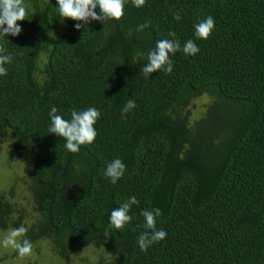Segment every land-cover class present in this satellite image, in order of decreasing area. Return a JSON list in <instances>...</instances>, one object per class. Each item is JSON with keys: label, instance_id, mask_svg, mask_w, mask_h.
Wrapping results in <instances>:
<instances>
[{"label": "trees", "instance_id": "1", "mask_svg": "<svg viewBox=\"0 0 264 264\" xmlns=\"http://www.w3.org/2000/svg\"><path fill=\"white\" fill-rule=\"evenodd\" d=\"M24 6L21 34L0 36L13 57L0 76V149L11 138L28 156L41 218L28 223L12 192L0 190V228L23 224V238H45L68 264L88 245L109 256L90 264H264V0H146L140 8L127 0L120 20L81 30L82 22H62L57 0ZM209 15L210 37L196 38L194 26ZM169 31L181 44L170 54L172 73L144 77L148 52L172 39ZM189 39L200 49L194 56L182 50ZM199 93L234 104L233 114L213 109L189 126L181 106ZM129 99L136 107L122 115ZM52 107L67 120L73 109L97 108L94 143L68 151L48 132ZM116 158L126 171L112 184L104 173ZM132 196L131 223L110 228L111 211ZM152 208L167 236L144 252L141 212Z\"/></svg>", "mask_w": 264, "mask_h": 264}, {"label": "clouds", "instance_id": "2", "mask_svg": "<svg viewBox=\"0 0 264 264\" xmlns=\"http://www.w3.org/2000/svg\"><path fill=\"white\" fill-rule=\"evenodd\" d=\"M127 0H57L59 16L64 19H72L82 23L75 24L76 30H81L91 21L105 22L108 20H120L124 16V6ZM132 4L140 8L145 5L146 0H131ZM99 8V14L96 9ZM28 15L24 6V0H0V36H19L22 28L17 23L23 21ZM173 19L179 21L181 15L175 13ZM150 26V22H146L137 27L136 31H143ZM215 27L214 18L209 15L203 21L198 22L194 28V35L198 39L207 40ZM168 36L172 39L157 40L155 47L147 54V63L143 65L140 73L149 78L154 72L164 71L171 74L173 71L170 54L175 55L181 50L180 41L176 38L175 31H169ZM183 52L186 55H196L200 49L197 44L189 39L183 46ZM6 49L0 46V76L7 75V69L4 67L6 63H11L13 57L5 54ZM136 107L134 100L129 99L122 109V115H126L130 110ZM57 108L52 107L50 116V126L48 132L64 138L65 147L72 153H77L80 147L85 144L94 143L97 132L94 127L100 117V112L95 107H89L86 110L71 111V119H64L57 114ZM126 165L124 162L116 158L109 162L106 166L104 175L110 179L112 184H116L119 179L124 176ZM138 203L135 196L122 203L120 207L114 208L109 217V227L117 230L123 229L132 221L130 215L133 205ZM144 217V229L138 238V244L141 251L146 252L148 248L166 238L167 232L163 229H157L156 218L162 215L161 209L152 208L141 212ZM28 229L21 224L19 227L10 229L0 244L4 248L11 247L18 253V258L28 257L33 250L32 243L23 238Z\"/></svg>", "mask_w": 264, "mask_h": 264}, {"label": "rangeland", "instance_id": "3", "mask_svg": "<svg viewBox=\"0 0 264 264\" xmlns=\"http://www.w3.org/2000/svg\"><path fill=\"white\" fill-rule=\"evenodd\" d=\"M234 104H228L218 96L211 93L193 94L181 106L183 119L189 126L207 118L210 111L219 110L232 115L235 110ZM31 162L25 154L15 149L11 138H7L0 149V190L6 195L12 192L9 198L11 203H17L20 208L27 210L28 223L38 221L41 216L36 210L33 193L30 190L32 172ZM12 229V228H10ZM10 229L0 228V240ZM33 245L32 253L23 259L18 258V253L11 247L4 248L0 244V264H68L60 260L52 251V244L45 238H40ZM109 256L103 249L94 245L83 247L78 253H72L69 264H90L99 261L106 262Z\"/></svg>", "mask_w": 264, "mask_h": 264}]
</instances>
